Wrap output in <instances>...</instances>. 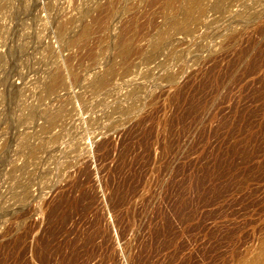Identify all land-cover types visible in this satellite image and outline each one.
<instances>
[{
    "label": "rangeland",
    "instance_id": "374dc122",
    "mask_svg": "<svg viewBox=\"0 0 264 264\" xmlns=\"http://www.w3.org/2000/svg\"><path fill=\"white\" fill-rule=\"evenodd\" d=\"M190 1L0 0V264L259 252L264 0Z\"/></svg>",
    "mask_w": 264,
    "mask_h": 264
},
{
    "label": "bare ground",
    "instance_id": "6f19581e",
    "mask_svg": "<svg viewBox=\"0 0 264 264\" xmlns=\"http://www.w3.org/2000/svg\"><path fill=\"white\" fill-rule=\"evenodd\" d=\"M198 3H200L198 0H191L190 2H189V5H188V7H187V16L188 17H190V14H191V12H192V10L194 9V8H196V6H198L199 4ZM112 8H114L113 7V2H110V3H108L106 6H105V9H104V12L105 13H110L111 11H112ZM100 15V14H99ZM99 17H103V15L101 14V16H98V18L97 19H99ZM101 19H103V18H101ZM101 19H100V21H101ZM187 20H189V19H184V21L182 22V23H185ZM173 22H174V20H173ZM175 22H177V21H175ZM177 24V23H176ZM91 29H90V27L87 25H85L83 28H82V31L80 32V36L81 37H84V36H89V34L91 33ZM61 74H56L55 75V77H54V80H53V82L49 85V88L51 89V88H53L57 83H58V81H60V79H61V76H60ZM102 85H105L106 84V80L105 79H101V82H100ZM246 168V167H245ZM245 168H238V167H235V169H234V171L237 173L238 172V175L236 176V184L234 183V186H237V188L238 189H241V187H244V185H245V180L247 179H245V175L243 176V174L241 175V172H249L250 170L248 169L247 171H245L246 169ZM234 179V178H233ZM225 186V185H224ZM229 188V187H228ZM223 189L225 190L226 188H224L223 187ZM222 189V190H223ZM252 190V189H251ZM225 192V191H224ZM223 192V193H224ZM254 192V191H253ZM238 228H239V226H236V225H234L233 227H232V229H230V231H226V230H224V232H223V236H222V241H223V243H228V242H230V241H232V243L234 242V241H236V237H237V235H238ZM89 241H90V239H89ZM234 245L236 246L237 245V242H235L234 243ZM264 240H262V246H261V248H260V250H259V252L250 260V262L249 263H247V264H263L264 263ZM263 249V250H262ZM261 250H262V252H261ZM47 254V253H46ZM75 254V253H74ZM73 255V254H72ZM76 256V255H75ZM44 258H46V256L44 257ZM68 258V257H67ZM70 258V257H69ZM74 259V258H73ZM40 260H42V259H40ZM46 260V259H45ZM48 260V259H47ZM44 261V260H43ZM237 261H238V259H237ZM65 262V261H64ZM71 262V261H70ZM47 264V263H46Z\"/></svg>",
    "mask_w": 264,
    "mask_h": 264
}]
</instances>
